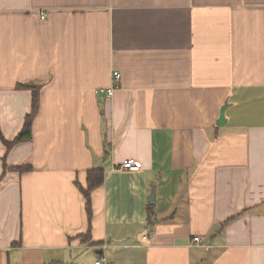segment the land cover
Masks as SVG:
<instances>
[{
    "label": "crops",
    "instance_id": "0c3cea01",
    "mask_svg": "<svg viewBox=\"0 0 264 264\" xmlns=\"http://www.w3.org/2000/svg\"><path fill=\"white\" fill-rule=\"evenodd\" d=\"M28 83L7 162L34 170L0 183V264H264V0H0L8 140Z\"/></svg>",
    "mask_w": 264,
    "mask_h": 264
},
{
    "label": "trees",
    "instance_id": "16d2710c",
    "mask_svg": "<svg viewBox=\"0 0 264 264\" xmlns=\"http://www.w3.org/2000/svg\"><path fill=\"white\" fill-rule=\"evenodd\" d=\"M20 88L30 89V91L32 92V107L31 111L25 117L21 131L13 140L6 139L0 128V140L6 146L7 150L6 156L4 157V169L0 176V183L9 172H19L20 174H24L34 170V166L30 163L10 165L7 162V155L14 146L22 142L30 141L32 139V125L36 115L38 114L40 106V88L38 84H23L20 85ZM104 180V169L102 167H93L87 171L86 186H83L79 181H76L79 190L86 200V210L90 220L92 218V192L102 186L104 184Z\"/></svg>",
    "mask_w": 264,
    "mask_h": 264
},
{
    "label": "built area",
    "instance_id": "2783aa9c",
    "mask_svg": "<svg viewBox=\"0 0 264 264\" xmlns=\"http://www.w3.org/2000/svg\"><path fill=\"white\" fill-rule=\"evenodd\" d=\"M46 12L42 14V17L44 18L46 16ZM121 78V73L119 71H114L112 74V79H113V85L109 88L106 89H101V92L106 94L108 97H110L115 88L118 86V82ZM141 162L138 160H126L122 163L120 168L131 170V171H138L141 168ZM193 241L197 244L202 242V239L197 236L193 238ZM95 264H117L114 261H109L107 260L102 254L98 256V258L95 260Z\"/></svg>",
    "mask_w": 264,
    "mask_h": 264
},
{
    "label": "water",
    "instance_id": "95a60500",
    "mask_svg": "<svg viewBox=\"0 0 264 264\" xmlns=\"http://www.w3.org/2000/svg\"><path fill=\"white\" fill-rule=\"evenodd\" d=\"M227 105L228 104H225L220 110V116H219L218 121H217L218 125H225L227 123V118H226V110L228 108ZM153 199H154V196L152 195L151 199H150L151 202H154V201H152Z\"/></svg>",
    "mask_w": 264,
    "mask_h": 264
}]
</instances>
